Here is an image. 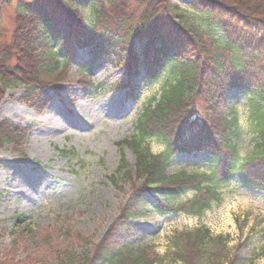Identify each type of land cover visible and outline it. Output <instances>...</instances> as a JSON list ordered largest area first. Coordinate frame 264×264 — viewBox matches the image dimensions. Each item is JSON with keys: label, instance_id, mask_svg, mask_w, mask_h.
<instances>
[{"label": "trees", "instance_id": "trees-1", "mask_svg": "<svg viewBox=\"0 0 264 264\" xmlns=\"http://www.w3.org/2000/svg\"><path fill=\"white\" fill-rule=\"evenodd\" d=\"M87 2L92 12L90 28L68 10V6L83 7ZM190 2L183 9L168 0H138L136 4L128 0H16L17 5L0 0V97L24 86L21 102L43 111L50 89L62 80L50 76L70 66L78 50L87 49L92 56L86 79L98 60L109 56L115 69L123 68L130 80L145 75L150 84H158L159 91L144 105L133 137L121 143L122 149L135 154V169L124 158L114 178L130 179L134 174L141 181L136 193L147 190L157 195L159 215L202 218L222 204L223 190L234 181L264 194V41L248 35L252 25L264 27V0ZM12 8V27L7 28L2 22ZM190 13L216 17V22L204 29L189 18ZM126 88L129 96L135 91V87ZM233 89L248 93L254 148L245 160L238 148L242 127L236 110L232 107L224 114L222 108ZM27 132L3 121L0 148L22 143ZM152 140L159 142L163 153L151 152ZM201 152L210 157V172L169 173L174 157ZM188 194L192 198L180 203ZM141 197H136L137 204L125 207L100 241L80 237L83 252L56 249L55 260L42 264H243L233 258L229 238L213 236L206 226L177 233L161 258L154 251L127 245L121 235L135 227Z\"/></svg>", "mask_w": 264, "mask_h": 264}, {"label": "rangeland", "instance_id": "rangeland-1", "mask_svg": "<svg viewBox=\"0 0 264 264\" xmlns=\"http://www.w3.org/2000/svg\"><path fill=\"white\" fill-rule=\"evenodd\" d=\"M128 1L136 4L138 0ZM168 1L181 8L191 3ZM13 4L17 5L16 0ZM68 10L92 27L89 2L83 7L68 6ZM13 11L5 13L4 27H12ZM189 18L204 29L216 22V17L208 19L192 13ZM248 35L264 41V27L252 25ZM75 56L70 66L50 76L62 80L50 89L43 111L21 102L26 94L24 86L0 97V123L28 129L22 143L0 148V264L51 262L56 249L67 247L81 253L85 246L79 238L100 241L125 207L137 202V196H142L135 210L140 217L133 222V230L121 235L127 245L154 251L161 258L177 233L206 226L213 236L229 238L233 258L243 264H264L263 193L234 181L223 190L222 204L202 218L162 216L156 212L154 192H135L141 181L134 174L130 179L114 178L124 158L133 170L136 167L135 154L126 147L122 149L121 143L133 137L144 105L158 94L159 86L150 84L145 75L130 80L123 68L115 69L111 56L98 60L86 79L91 53L78 50ZM125 85L135 87L131 96ZM247 100L246 89H233L226 106L222 105L224 114L234 107L238 115L242 160L254 148ZM50 118L60 130L39 134V125ZM150 145L154 154L164 152L159 142L152 140ZM171 162L172 174L210 172V157L202 152L179 154ZM192 196L188 194L179 202Z\"/></svg>", "mask_w": 264, "mask_h": 264}, {"label": "bare ground", "instance_id": "bare-ground-1", "mask_svg": "<svg viewBox=\"0 0 264 264\" xmlns=\"http://www.w3.org/2000/svg\"><path fill=\"white\" fill-rule=\"evenodd\" d=\"M52 118L46 120L43 124H40L39 125V130H38V133L39 134H44L46 132H50V131H53L55 133H57L59 130H60V125H58L57 123V126L55 125V123L53 122Z\"/></svg>", "mask_w": 264, "mask_h": 264}]
</instances>
